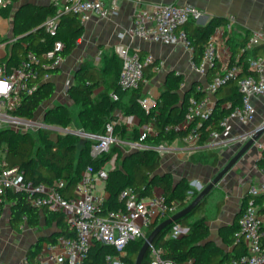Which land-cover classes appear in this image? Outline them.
<instances>
[{
    "label": "trees",
    "instance_id": "1",
    "mask_svg": "<svg viewBox=\"0 0 264 264\" xmlns=\"http://www.w3.org/2000/svg\"><path fill=\"white\" fill-rule=\"evenodd\" d=\"M20 2L21 0H11L0 7V17H12L13 35L16 36V40L6 46V60L9 57L8 65H16L27 51L34 52L42 59V54L54 49V44L57 41L62 45L57 53L63 59L70 55L84 28L79 14L70 11L61 12L54 33L50 34L42 24L47 18L56 14V7L49 3L36 4L34 2L17 7ZM224 22V19L213 16L203 23L190 20L182 26L187 35L188 47L191 50V61L195 65L201 63L204 47L209 37L216 27ZM247 38L238 40L230 35L227 39L231 51L229 63H234L236 59L238 63L243 64L239 77L254 74V71L248 68V59L263 55L260 53L261 46L240 52ZM6 39L0 35V42ZM139 55L140 58L145 57L142 51ZM101 58L100 66H95L87 60L81 61L74 74L73 83L68 88L69 96L79 107L78 120L85 132L103 133L106 123L114 119L113 112L119 109L123 115H133L138 120V124L130 129L122 124L114 125V134L120 140L137 141L139 127L142 124H151L156 132L141 141L142 144L150 146L170 144L186 134V130L171 128L165 132L164 128L174 126L183 119L189 97L194 96L200 99L204 96L205 91L197 89L198 82L192 83L181 95L179 91L184 82L183 76L175 71H169L161 85L159 97L155 100L154 105L146 110L139 103V100L144 96V82L132 89L121 87L118 83L121 69L120 58L115 52L104 53ZM157 64L158 60H155L144 67L143 78L145 80H150L155 75L153 67ZM218 65L214 64L207 69V82H210L215 72L219 70ZM51 71L53 69L39 68L38 74L32 81L34 90L30 94L22 95L20 103L12 115L31 119L37 109L52 97L53 84L43 79V75ZM96 89L98 90L95 91ZM112 95H115L116 98H113ZM214 97V110L200 126L203 133L196 144L199 149L191 152L189 156L192 162L210 164L211 166L217 165L218 153L208 148H200L205 146L208 131L219 130V122L229 116L233 108L240 103L237 79L218 87ZM70 122L71 115L63 105L48 107L44 111L43 123L48 126L64 129L70 125ZM195 122L196 120L191 123L190 127L194 126ZM52 133L53 130L47 127L39 128L36 136L29 131L16 130L10 126L0 127V151L5 164L18 166L23 171L25 180L33 183L51 184L57 179H62L66 187L71 189L79 180L81 171L87 166L90 165L94 171H97L115 156V159L118 158L119 161L115 160V165L107 171L104 184L107 196L102 204L101 213L123 208V201L119 199V194L126 187H132L138 197L151 196L153 189L158 187L166 202L177 204L176 211L185 207L198 194L188 180L184 178L174 180L170 173L159 174L156 172L161 165V154L158 150L137 149L128 154L123 153L119 145L113 144L108 152L93 158L90 155V148L94 140L87 138L81 140L77 134L69 132ZM257 164L264 172L263 157L257 160ZM258 197L254 198L255 203ZM3 198L0 201V216L4 213L5 199H7L9 222L13 228L18 229L23 224L29 227H38L41 216L45 219L47 226L54 225L53 234L40 238L39 242L43 239L53 241L59 235L70 236L73 234L62 213L49 210L46 207L34 206L28 201L27 193L7 190ZM205 202L206 199L194 211L177 221L176 225L184 229L180 235L172 234L174 223L165 227L157 235L152 245L162 249L161 256L163 258L173 264H226L232 258L244 253L242 243L234 242V232L237 230L239 214L229 229L228 236L230 238H227L228 242L233 244V251H226L209 239L210 229L207 215L193 217L195 214L197 215ZM219 204L220 202L217 203V206ZM171 214L173 213H167L164 217L151 223L145 230V236L157 223ZM144 239H133L126 244L125 255L121 257L125 264H134ZM39 247L40 245L37 243L28 248L26 255L29 261H33ZM115 254L113 246L94 242L88 250L85 264H104L107 255ZM150 260L149 248L144 254L141 264H149Z\"/></svg>",
    "mask_w": 264,
    "mask_h": 264
},
{
    "label": "built area",
    "instance_id": "2",
    "mask_svg": "<svg viewBox=\"0 0 264 264\" xmlns=\"http://www.w3.org/2000/svg\"><path fill=\"white\" fill-rule=\"evenodd\" d=\"M10 1L0 0V7ZM132 1L137 7L133 12L132 26L126 30L129 37L163 45L181 43L189 48L187 35L182 26L190 20L201 23L204 17L202 10L193 5L174 3H146L139 6L141 0ZM118 2L119 0H48L49 4L56 7V14L47 18L42 26L47 32L53 34L58 16L63 11L75 12L79 14L81 21L85 22L91 14L100 17L116 14ZM233 21V17L228 18L225 25V38H228L232 32ZM215 32L216 29L204 47L201 63L195 65L192 62L193 69L201 75L205 74L208 68L219 63ZM15 40L16 37H12L8 41L0 42V121L3 122H21L17 119L19 117L12 115V112L18 107L22 95L30 94L34 90L32 81L38 74L39 68L54 69L63 61V57L57 53L62 45L57 41L54 49L42 54V59L34 52L27 51L16 65L9 66L5 46ZM263 41L264 35L260 31H253L240 52L251 50ZM115 53L121 60L119 85L125 89L138 87L141 82L145 81L144 67L153 62L152 56L147 55L140 58L138 52L130 51L123 44L115 46ZM229 62L230 57L228 62L220 64L219 70L215 72L210 82H207L205 86L200 84L197 86L198 90L205 91L204 96L200 99L194 96L189 97L183 119L174 126H166L165 132L171 128L186 130V134L181 139L189 145H196L203 133L200 130L203 120L207 119L214 110V94L217 88L235 79H237L241 98L240 103L233 108L229 116L219 122V130L208 131L207 140L226 144L231 138L230 120H235L242 125L254 120L256 111L251 98L264 96V54L248 59V68L254 71V74L243 77H239L243 64L238 63L236 59L232 64ZM47 78L48 74L45 73L43 79ZM112 97L116 98L115 95ZM139 103L149 110L154 105L155 99L143 96ZM113 116L114 119L106 123L101 134L76 131L84 138L94 140L90 148L91 157L96 158L101 153L108 152L113 144L119 145L123 153L145 148L159 152L165 149L164 144L150 146L141 143L148 135L156 133L151 124L140 125L137 141L118 139L114 134V125L122 124L130 129L135 125V118L133 115H123L119 109L115 110ZM195 120V125L190 127ZM35 124L38 125V123ZM39 124L40 127H47L59 133L67 132L64 129H54L44 123ZM251 134L252 132L249 131L242 133L239 141L244 143ZM261 157L264 158V153ZM0 168V201L7 190L23 191L27 193L28 201L34 206L46 207L62 213L73 232L70 236L60 235L51 242L43 243L33 261L25 260L24 264H85L88 250L94 242H101L115 249L116 254L107 255L104 264H125L121 257L125 255L126 244L133 239L145 238V230L151 223L167 213H174L177 207L175 202H166L162 192L138 197L132 187H126L119 194V199L123 201V208L101 213L106 196L104 192L98 191V186L105 183L107 178V170L104 167L94 171L92 166H87L81 171L79 180L71 189L66 187L62 179H57L51 184L25 180L23 171L16 165H6L3 158L0 160ZM247 193L246 202L237 219V230L234 232V242L242 243L244 253L232 258L226 264H264L262 219L257 204L254 202L256 196L264 194V181L251 183ZM183 231V228L175 225L172 234L178 236ZM149 248L151 256L149 264H173L161 256L160 247L151 245Z\"/></svg>",
    "mask_w": 264,
    "mask_h": 264
},
{
    "label": "crops",
    "instance_id": "3",
    "mask_svg": "<svg viewBox=\"0 0 264 264\" xmlns=\"http://www.w3.org/2000/svg\"><path fill=\"white\" fill-rule=\"evenodd\" d=\"M28 1L36 4H48V1L45 0H41V3L40 0ZM146 3L193 5L204 12L201 23L206 22L213 16L224 19L225 22L217 26L215 32L219 53L218 66L228 62L230 57L231 51L227 43L229 37L225 38V25L229 17L234 19L230 35L238 40L247 38V35L253 31H260L264 35V0H141L139 6ZM136 7L132 0H119L116 14L106 17L91 14L89 19L83 22V32L71 54L64 58L62 63L53 71L47 73L48 78L46 80L50 81L54 87L53 95L49 99L54 105L50 107L67 106V102L72 101L68 88L73 83L74 74L81 61L91 58L98 61L104 53L111 54L115 52V46L118 44H123L130 51L139 54L142 51L145 56H152L153 61L158 60L157 68L155 69L156 66L153 67L155 75L150 80L144 81V96L156 100L159 97L165 76L171 70L183 76L184 82L181 84L180 92L184 88H189L195 82L202 86L207 84L206 73L201 75L193 69L191 50L181 43L163 45L131 38L126 34V30L132 26V16ZM6 19L0 17V23ZM256 47H260V53L264 54V41ZM94 65L97 66L96 63ZM157 80L161 82L157 84L155 82ZM251 101L256 111L252 122L242 125L235 120H230L232 125L231 138L226 144L206 140L205 146L200 148H208L218 153L219 161L216 166L192 162L189 159L190 153L194 150L197 151L199 148L178 138L169 144V151L165 155L161 154V165L156 172L159 174L170 173L174 180H178L179 177L180 179L199 180L201 181L200 185H197L198 187L194 185V187L195 189L203 188L215 174L217 168L226 162L240 146V135L253 130L264 121V96H254ZM134 118L136 124L138 120L135 116ZM53 132L59 133L54 130ZM263 153L264 133L220 181L197 213V216L207 215L210 229L209 239L226 251H233V244L227 240V238H230L228 236L229 229L235 223L237 215L247 199L248 186L251 183L264 181V172L257 164V160L261 158ZM1 158L3 157L1 156ZM162 166L164 168L160 171L159 169ZM104 184L98 186V191L104 192L107 196ZM157 190L162 192L160 188L155 187L153 194ZM218 202H220L219 206H217ZM8 204L9 202L5 199L4 213L0 216V264H24V261L28 260L26 255L28 248L37 243L41 247L43 243L51 242V240L43 239L40 242L39 240L42 237L52 235L55 227L54 225L47 226L45 219L41 216L38 227H29L23 224L15 229L9 222ZM256 204L262 219L264 244V194L259 195Z\"/></svg>",
    "mask_w": 264,
    "mask_h": 264
},
{
    "label": "water",
    "instance_id": "4",
    "mask_svg": "<svg viewBox=\"0 0 264 264\" xmlns=\"http://www.w3.org/2000/svg\"><path fill=\"white\" fill-rule=\"evenodd\" d=\"M29 2L32 1H28V0L22 1L17 4V7H20L23 4H27ZM186 89H184L181 92L179 91V93L182 95L186 91ZM17 119L21 122L32 121L31 119H24V118H17ZM50 127L57 129V127L54 126H50ZM64 130H66L69 133H74V134L77 133L76 132L77 130H69L67 128H64ZM79 131L85 133L83 130H79ZM249 132H252L251 136L244 143L241 142L240 146L229 157V159L217 168L215 174L210 178L208 183L198 192V194L185 207L179 209L178 211L166 217L165 219H163L154 226V228L150 231V233L145 237L143 244L138 251L134 264L142 263L144 254L146 253L147 249H149V247L153 244L154 239L165 227L173 223L176 225L177 221L181 217H184L185 215H188L190 212L194 211L210 195V193L218 186L220 181L235 166V164L241 160L243 155L256 143L259 137L264 133V121L260 125L255 127L253 130H250ZM218 161H219V156H218Z\"/></svg>",
    "mask_w": 264,
    "mask_h": 264
},
{
    "label": "rangeland",
    "instance_id": "5",
    "mask_svg": "<svg viewBox=\"0 0 264 264\" xmlns=\"http://www.w3.org/2000/svg\"><path fill=\"white\" fill-rule=\"evenodd\" d=\"M45 1H48V0H45ZM40 3H41V0H40ZM2 20V19H1ZM0 34L1 36H3L4 38H7L6 41H8L10 38L12 37H16L14 36V32H13V29H12V17H9L7 18L6 20H3L1 21L0 23ZM12 43L9 42L8 45H11ZM6 45V46H8ZM6 46H5V50L7 51L6 49ZM87 61H90L91 63H96L97 66H100L102 64V58H100L98 61H95L93 58L91 59H88ZM157 84L160 83L161 81L160 80H157L155 81ZM52 104V105H51ZM67 106H65L68 110V112L70 113L71 115V122H70V125L67 127L68 129H71V130H83L81 128V125L79 123V120H78V113H79V107L74 103V102H70L68 101L67 102ZM53 102L51 101H46L44 102L38 109L37 111L35 112L34 116L31 118L32 122L28 123V124H25V123H21V122H10V121H0V127H5V126H10L12 127L13 129H16V130H20V131H29L30 133H32L33 135L36 136L39 128L40 127V124L39 123H43V114H44V111L46 110V108L50 107V106H53ZM55 107V106H54ZM35 123H38L35 124ZM84 131V130H83ZM56 132H53L52 134H55ZM81 140L85 139L81 133L77 132L76 133ZM166 147L164 150L160 151V154L162 155H165L169 150H168V146H169V143H165L164 144ZM0 150H1V147H0ZM2 156V152L0 151V160L2 159L1 158ZM115 160L116 162L119 161V159H115V156H113V158H111V160H109L107 162V164L105 165V169L108 170L110 169L111 167H113L115 165ZM162 168H164V166H162L159 170L161 171ZM180 179V177L178 178V180ZM186 180H188L189 184L195 189L194 185L196 187H198L197 185H200L201 181L199 180H189L187 178H184ZM202 188L200 189H195L197 191V193L201 190ZM159 190L156 191V193H158ZM197 215L195 214L193 217H196ZM51 230V229H50Z\"/></svg>",
    "mask_w": 264,
    "mask_h": 264
}]
</instances>
